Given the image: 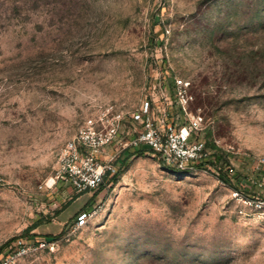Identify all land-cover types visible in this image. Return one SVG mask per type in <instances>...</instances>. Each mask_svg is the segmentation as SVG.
I'll return each mask as SVG.
<instances>
[{
	"label": "rangeland",
	"instance_id": "obj_1",
	"mask_svg": "<svg viewBox=\"0 0 264 264\" xmlns=\"http://www.w3.org/2000/svg\"><path fill=\"white\" fill-rule=\"evenodd\" d=\"M146 102L158 124L203 116L216 166L122 158ZM104 114L119 175L77 194L61 151ZM235 190L264 198V0H0V262L264 264Z\"/></svg>",
	"mask_w": 264,
	"mask_h": 264
},
{
	"label": "built area",
	"instance_id": "obj_2",
	"mask_svg": "<svg viewBox=\"0 0 264 264\" xmlns=\"http://www.w3.org/2000/svg\"><path fill=\"white\" fill-rule=\"evenodd\" d=\"M136 120L141 122L140 131L129 144L123 145L119 142V117L110 118L109 114H104L99 123L88 120L61 151L56 179L64 181L77 194L99 189L118 172L120 156L118 149L112 151L115 145L123 146L124 151L145 147L158 154L168 168L179 173H189L199 166L206 168L215 161L205 143L198 139V135L208 127L203 116H189L184 126L169 124L165 119L158 124L153 118L150 103L146 102ZM232 200L237 203L241 215H257L264 220V198L235 190ZM90 218V212L81 213L75 227H83Z\"/></svg>",
	"mask_w": 264,
	"mask_h": 264
},
{
	"label": "trees",
	"instance_id": "obj_3",
	"mask_svg": "<svg viewBox=\"0 0 264 264\" xmlns=\"http://www.w3.org/2000/svg\"><path fill=\"white\" fill-rule=\"evenodd\" d=\"M143 149H147V148H145V147H143V148H140V149H137V152H135L136 150L135 149H127V150H125L124 152H123V154H122V158H124L125 160L127 159V156H130L133 152L134 153H138V152H142L143 151ZM135 150V151H134ZM212 157H213V159L215 160L214 162H212L211 163V165H213V166H216V161H217V159H218V155H212ZM121 159V158H120ZM203 169V167L202 166H199V169ZM119 175V172H117V174L115 175V176H113L112 178H113V181H116L117 180V176ZM46 239V238H45ZM10 243L11 242H9L8 243V245H10Z\"/></svg>",
	"mask_w": 264,
	"mask_h": 264
}]
</instances>
